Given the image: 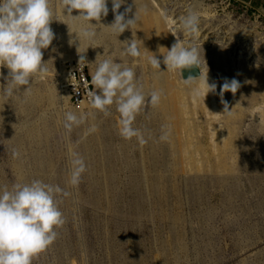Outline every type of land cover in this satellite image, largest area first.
<instances>
[{
    "label": "rangeland",
    "instance_id": "374dc122",
    "mask_svg": "<svg viewBox=\"0 0 264 264\" xmlns=\"http://www.w3.org/2000/svg\"><path fill=\"white\" fill-rule=\"evenodd\" d=\"M60 4L50 0L46 77L33 79L30 94H0V188L40 178L70 193L59 202L65 222L55 241L32 264H264V8L250 0H124L116 11L127 8V19L136 10L137 23L116 37L104 27L114 20L106 0L94 41L78 46L73 25L83 22L62 16ZM189 12L199 21L192 36L179 27ZM132 33L163 72L149 65L151 53L142 47L140 57L121 56L120 42ZM177 40L201 45V70L207 67L208 83L216 84L204 99L199 79L184 82L162 63ZM81 55L89 77L110 55L134 68L146 98L160 90L159 104L134 121L146 143L118 134L114 105L108 116L89 115L90 104L74 108L58 90L64 64ZM7 73L0 66V85ZM225 78L240 86L221 97ZM196 86L200 96L192 93ZM66 111L85 114L70 132ZM70 153L85 163L75 187L67 183Z\"/></svg>",
    "mask_w": 264,
    "mask_h": 264
},
{
    "label": "clouds",
    "instance_id": "9594fccd",
    "mask_svg": "<svg viewBox=\"0 0 264 264\" xmlns=\"http://www.w3.org/2000/svg\"><path fill=\"white\" fill-rule=\"evenodd\" d=\"M123 2L124 0H111L114 20L110 25L104 26L115 33L116 37L137 23L136 10L134 15L127 19V8L123 13L116 11ZM73 10H77L76 15H72ZM107 13L106 0H61L60 4L62 16L83 22L78 31L73 32L78 46L80 39L88 41L89 44L94 41L96 25ZM53 14L50 0H0V66L8 69L7 83L0 85V94L6 97L17 93L30 94L33 79L46 77L48 68L47 62H42V49L48 48L54 39L50 27ZM198 24L197 15L189 12L181 17L179 27L186 35L192 36L198 31ZM171 31H176V27ZM120 43L123 45L121 56L140 57L142 47L145 54L151 53L146 55L149 65L158 72H163L159 70L161 61L145 49L139 39L133 38V33L132 39ZM201 51V45L200 49H197L190 41L177 40L170 48L165 49L162 63L167 71H178L180 75L181 69L199 65ZM202 59L206 67L203 56ZM81 60L85 63L83 55L80 56L79 61ZM80 69H83V65ZM206 73L207 67L203 75V99L216 88L215 82H207ZM183 80L188 82L195 79L189 77ZM88 83L86 80V95L93 110L89 115L100 113L108 116L111 106L114 105L119 114L118 134L125 140L135 138L141 145L146 143L144 134L134 126V121L136 115L148 105L155 107L159 104L160 90L153 89L146 98L142 85L137 82L134 68L117 62L110 55L100 60L91 72V90ZM239 86L235 78H225L220 85L221 97L224 91L235 93ZM192 93L194 96H200V87H194ZM222 102L227 109V103ZM84 119L83 113L77 115L66 111L63 115V127L70 132ZM95 127L94 123L90 124L89 131H94ZM161 129L159 139L165 140L168 138L169 129L166 125H162ZM12 155L16 157L18 153L13 151ZM84 170L83 157L78 153H70L68 185L77 186ZM69 194L60 185L45 182L40 178L14 183L10 188H0V264H32L34 257L51 246L58 235L57 230L65 222L59 208L60 199Z\"/></svg>",
    "mask_w": 264,
    "mask_h": 264
},
{
    "label": "built area",
    "instance_id": "2783aa9c",
    "mask_svg": "<svg viewBox=\"0 0 264 264\" xmlns=\"http://www.w3.org/2000/svg\"><path fill=\"white\" fill-rule=\"evenodd\" d=\"M79 60H73L64 64L63 70L65 77L63 84H61L62 90L67 93L69 102L74 108H79V106L85 103L90 104L89 97L86 95V80L89 82V89L91 90L92 88L86 66L82 63V60ZM81 65H83V69H80Z\"/></svg>",
    "mask_w": 264,
    "mask_h": 264
},
{
    "label": "bare ground",
    "instance_id": "6f19581e",
    "mask_svg": "<svg viewBox=\"0 0 264 264\" xmlns=\"http://www.w3.org/2000/svg\"><path fill=\"white\" fill-rule=\"evenodd\" d=\"M169 25H170V27H171V29L174 27L173 26V22H169ZM73 29H74V31H78V27L76 26V25H73ZM173 32V31H172ZM73 41H74V39H73ZM72 41V42H73ZM174 43V42H173ZM78 44V43H77ZM69 47V46H68ZM65 60L67 61H70V60H72V58L71 57H69V56H66L65 57ZM199 65H200V62H199ZM204 71L203 70H201V65H200V77L198 78V77H196V78H193V79H199L198 81L200 82V87L202 88L203 87V75H204ZM180 75H181V73H180ZM64 77H65V74L63 73V76L59 79V81H58V83H57V87H58V90L60 89V90H62V87H61V84H63V81H64ZM181 78H182V76H181ZM183 80V79H182ZM184 81V80H183ZM185 82V81H184ZM207 82H210V78L207 76ZM62 92L64 93V95L67 97V100H68V102H69V96H67V93L65 92V91H63L62 90ZM210 93H212V91H210ZM231 100H233L230 96H228ZM70 103V102H69ZM84 103V102H83ZM85 105H89V104H87V103H85V104H82L81 106H80V108L81 107H83V106H85Z\"/></svg>",
    "mask_w": 264,
    "mask_h": 264
},
{
    "label": "water",
    "instance_id": "95a60500",
    "mask_svg": "<svg viewBox=\"0 0 264 264\" xmlns=\"http://www.w3.org/2000/svg\"><path fill=\"white\" fill-rule=\"evenodd\" d=\"M200 74V65L198 66H190L188 68L181 69L182 79H187L189 77L196 78Z\"/></svg>",
    "mask_w": 264,
    "mask_h": 264
},
{
    "label": "crops",
    "instance_id": "0c3cea01",
    "mask_svg": "<svg viewBox=\"0 0 264 264\" xmlns=\"http://www.w3.org/2000/svg\"><path fill=\"white\" fill-rule=\"evenodd\" d=\"M254 1L255 4H258L260 8H264V0H250Z\"/></svg>",
    "mask_w": 264,
    "mask_h": 264
}]
</instances>
